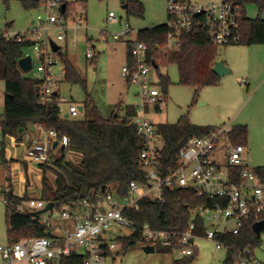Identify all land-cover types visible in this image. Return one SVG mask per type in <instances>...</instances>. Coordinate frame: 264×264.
Returning <instances> with one entry per match:
<instances>
[{"label":"built area","instance_id":"1","mask_svg":"<svg viewBox=\"0 0 264 264\" xmlns=\"http://www.w3.org/2000/svg\"><path fill=\"white\" fill-rule=\"evenodd\" d=\"M37 2L38 13L30 29L16 34L6 32L1 36H17L18 40L33 42L31 48L39 57L44 73L37 90L42 100L49 102L54 95L56 83L53 68L57 64L51 43L61 46L60 43L67 41L71 30L86 28V20L82 15L66 13V8L62 9L63 0ZM240 13V7L230 1L205 6L189 0H168L167 25L170 32L167 46L170 49L178 47L180 33L190 30L197 17L204 19V22L197 21L205 26L213 44H237L242 38ZM116 19V14L110 12L109 20ZM125 28L133 64L126 62L122 75L127 82L138 87L137 93L141 99L137 106L133 105L136 114L128 117V121L136 126L142 141L140 159L146 181L130 182L127 194L122 197L116 191L108 190L95 200L84 199L75 208L65 206L60 209L57 218L52 214L44 216V213L39 217L33 216L34 221L49 228L55 238L25 237L12 244L0 245L1 264L25 260L31 264H61V259L72 253L83 255V264H105L108 257L120 253L123 239L135 234H139L141 241L148 242L147 245L174 247L180 252V258L189 257L195 254V240L200 237L195 233L197 217L204 222L205 235L201 237L214 241L217 248L225 247L227 251H233L239 264H262L255 258L251 247L235 249L234 245L220 237L229 233L240 234L246 222L262 219L264 173L248 167L245 146L232 141L231 128L226 126L190 138L178 152L176 166L164 171L161 151L165 139L147 115L150 108L161 111L167 102L166 96L160 89L159 79L155 80L152 76L154 67L147 60L148 44L132 37L129 24L126 23ZM115 38L120 39L121 35H115ZM87 57H95L91 48L87 51ZM62 102H66V99L58 97L60 114L63 116ZM80 112L78 105L70 103L66 114L68 118H74ZM38 127L45 132V138L33 142L26 150V160L36 165L51 162L54 150L68 144L66 138L58 139L55 130L46 131ZM175 188L194 190L196 196L207 201L194 207L192 221L186 230L157 229L148 222L140 223L125 214V210L142 211L147 201L164 202L165 189ZM9 190L10 182L4 193V202L10 212L28 214L47 206L48 202L34 196L15 203L7 195Z\"/></svg>","mask_w":264,"mask_h":264},{"label":"trees","instance_id":"2","mask_svg":"<svg viewBox=\"0 0 264 264\" xmlns=\"http://www.w3.org/2000/svg\"><path fill=\"white\" fill-rule=\"evenodd\" d=\"M21 1L27 9H37L39 5L37 0ZM226 1L240 7L242 38L237 44H264V19L260 16V13L264 11V0ZM126 4L128 15L144 14L145 8L141 2L126 0ZM247 4L257 6L258 17L254 19L247 17ZM68 12L69 4L66 3V13ZM197 20L204 22L202 17H197ZM197 20L194 21L190 30L180 33L178 47L172 49L167 46L170 32L167 23L144 28L137 33L136 39L149 46L147 60L151 65L157 64L156 71L164 93H167L170 79L168 74L160 72V67L169 64L178 66L180 83L191 85L196 92L205 86L216 85L220 81V77L213 71L217 62L218 46L211 42L207 29ZM32 45V41L18 40L17 36L5 38L0 35V79L5 82L4 113L0 117V134L3 138V146H5L6 137H14L20 142L29 124H32L41 126L46 131L55 130L58 139H67L68 144L62 147L60 157L53 160L55 167L50 168L47 163L38 164L43 171L42 199L46 202H55L57 209L65 206L75 208L84 199L95 200L108 190L116 191L121 197L125 196L130 182H145L146 176L140 159L142 141L136 126L128 121V117L136 114L135 107L127 105L123 117L117 113L105 119L87 95L83 107L84 110H90L91 119L63 117L59 110V96L53 95L52 101L44 102L37 90L42 84V79L27 77L19 67V59L26 56V49L31 48ZM127 50L126 62L132 65L133 58L129 44H127ZM56 54L61 57L64 64L65 81L80 83L86 89V80L81 78L71 60L61 50ZM156 127L165 139V146L161 151L164 171H167L168 167L176 166V156L190 138L215 129L212 126L193 124L187 118H182L175 124L158 123ZM20 128H23V132H20ZM230 137L235 144L246 146L248 127L242 124L233 126ZM69 152L75 154L79 161L69 160L67 158ZM48 169L55 174L53 183L47 177ZM255 169L264 173V166ZM7 195L15 203L29 198L27 193L19 195L12 189ZM164 198L165 201L162 203L147 201L142 211L125 210V214L140 223L148 222L157 229L184 231L192 221L194 207L207 202L196 196L194 190L185 188L165 189ZM41 214L38 212L19 214L7 209L8 244L25 237L55 238L49 228L34 221L33 216L39 217ZM195 221L198 224L195 233L204 236L203 220L197 217ZM254 223V220L246 222L240 234L229 233L220 238L234 245L235 249L243 250L251 247L254 250V245L259 241V235L253 230ZM141 240L139 234L123 239L122 249L126 250ZM197 255L196 250L192 256L176 259L175 264H192ZM235 261L234 252L227 251L222 264H234ZM83 262V255L78 253L64 256L60 261L61 264H83Z\"/></svg>","mask_w":264,"mask_h":264},{"label":"rangeland","instance_id":"3","mask_svg":"<svg viewBox=\"0 0 264 264\" xmlns=\"http://www.w3.org/2000/svg\"><path fill=\"white\" fill-rule=\"evenodd\" d=\"M134 1L144 5L143 15H128L121 0H63L69 4V12L78 16L82 15L86 20V28L71 30L67 41L60 44L61 51L74 64L81 78L87 82L85 89L80 83L65 81L64 64L61 57L55 55L57 60L53 68L55 89L59 91V99H66V102L61 104L64 110L63 116L68 112L70 103L84 105L87 95L105 119L117 113L123 117L127 105L137 106L140 103L138 87L127 82L122 75V67L128 55L127 37L124 34L125 24H129L132 37L136 38L137 32L141 29L167 23L168 0ZM189 1L207 6L226 0ZM110 12L116 14V20H109ZM246 12L253 18L259 15L255 4H247ZM37 13L38 9L25 8L21 0H0V35L6 32L11 34L25 32L30 29L31 22L36 18ZM260 16L264 17V13ZM115 35H121V38L116 39ZM89 48L95 53L93 59L87 57ZM217 49V61H223L231 72L220 77L218 84L205 86L198 92L191 85L180 83L176 64L160 67V72L168 74L170 79V85L165 93L167 102L161 111L150 108L147 116L155 126L165 122L175 124L182 118H187L196 125L214 128L246 125L248 140L245 156L248 167L255 169L264 166V85L261 82V76L264 73V44L219 45ZM25 52L26 55L32 56L35 67L23 72L24 75L42 79L44 73L39 57L32 48H27ZM152 76L158 80L156 68ZM243 79H246L247 83H243ZM160 89H162L161 86ZM4 102L5 82L0 79V117L4 113ZM85 117L92 118L90 110H84L77 117L70 119ZM38 131L40 130L35 125L29 124L22 141L18 142L14 137H6L5 146L2 144L3 138L0 134V245H6L9 242L7 207L4 202L8 174L11 173L9 165L14 161H20L22 166L29 164L32 169H30L32 183L40 185L43 171L26 160L28 143L30 140L40 139L36 135ZM43 135L45 137V132ZM61 153L62 146H58L52 154L51 162L47 163L50 168L55 167L53 160L59 158ZM11 157H17L18 160H12ZM67 158L74 162L79 161V158L71 152L67 153ZM47 177L53 183L55 174L51 169L47 170ZM60 209L55 208L53 212H45L44 216L52 214L54 218H57ZM147 244L149 243L141 241L126 250L122 249L120 253L108 257L105 264H175V260L180 258V252L177 249L159 244H155L154 252H146L143 246ZM195 245L198 255L192 264H222L227 255L225 247L217 248L216 243L206 237H197ZM253 252L255 258L264 264V230L259 235V241L254 245ZM15 264L31 263L25 260ZM234 264H239L238 260Z\"/></svg>","mask_w":264,"mask_h":264},{"label":"crops","instance_id":"4","mask_svg":"<svg viewBox=\"0 0 264 264\" xmlns=\"http://www.w3.org/2000/svg\"><path fill=\"white\" fill-rule=\"evenodd\" d=\"M261 13H264V11H262ZM247 17L253 18V17L248 16V14H247ZM261 18L264 19V17H261ZM63 72H64V67H63ZM261 78H262L261 82H263L262 84L264 85V73L262 74ZM243 80H245V82H243V83H247L246 79H243ZM149 113H150V110H149L148 114ZM36 128L39 129L38 126H36ZM39 130L40 131L36 132V135H37V137L39 136L40 139L30 140L27 147L29 146V144H32L35 141H41L45 138V137H43L44 131L41 132L42 129H39ZM11 159L12 160H18L17 157L16 158L11 157ZM9 167H10L11 173H9L10 177H9L8 183L10 182V188L12 189V191L14 193L19 194V195H23L24 193H27L28 196H34V197H41L42 198L43 192H42V187H41V181H40V185L32 183V181L30 179L31 167L29 166V164H26V166L25 165L22 166L20 161H14L13 163H11L9 165ZM37 168L40 169L38 167V165H37ZM33 171H34V169H33Z\"/></svg>","mask_w":264,"mask_h":264},{"label":"water","instance_id":"5","mask_svg":"<svg viewBox=\"0 0 264 264\" xmlns=\"http://www.w3.org/2000/svg\"><path fill=\"white\" fill-rule=\"evenodd\" d=\"M121 2H122V5H123V8H126L127 7L126 0H121ZM65 8H66V3H63L62 4V9L65 10ZM33 22L34 21L32 20L31 23L33 24ZM51 46H52V50L55 53H57L61 49V46L56 44V43H54V42L51 43ZM18 64H19L20 69L23 72H27V71L32 70L34 68V65H35L34 61H33V58H32V56L30 54H27L26 56L20 58ZM153 66H154V68H157V64L153 63ZM213 71L219 77H222L223 75L231 72L230 68H228L223 61H217L215 63V66L213 67ZM53 94L55 96H59L58 89H54ZM79 109H80L81 112H83L84 111L83 105H80ZM68 117H69V115L65 114V118H68ZM20 132H23V128H20ZM56 145H57V143H55V146ZM54 207H55V202L50 201V202L47 203V206L45 208L39 210L38 213L52 212L54 210ZM253 230H254V232L257 235L261 234V232L264 230V218L259 220V221H257V222H255L253 224ZM191 241H193V240H191ZM143 249L146 252H154L155 251V247L153 245L143 246Z\"/></svg>","mask_w":264,"mask_h":264}]
</instances>
